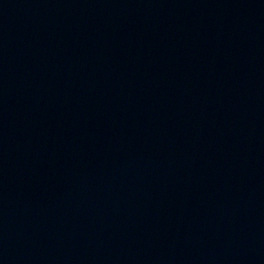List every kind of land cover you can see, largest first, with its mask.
Listing matches in <instances>:
<instances>
[{"label": "water", "instance_id": "water-1", "mask_svg": "<svg viewBox=\"0 0 264 264\" xmlns=\"http://www.w3.org/2000/svg\"><path fill=\"white\" fill-rule=\"evenodd\" d=\"M0 264H264V0H0Z\"/></svg>", "mask_w": 264, "mask_h": 264}]
</instances>
